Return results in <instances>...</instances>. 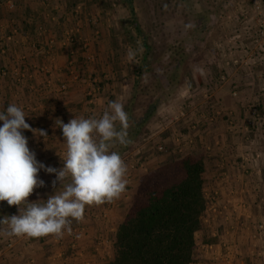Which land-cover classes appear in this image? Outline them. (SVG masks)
I'll return each instance as SVG.
<instances>
[{
  "label": "rangeland",
  "instance_id": "374dc122",
  "mask_svg": "<svg viewBox=\"0 0 264 264\" xmlns=\"http://www.w3.org/2000/svg\"><path fill=\"white\" fill-rule=\"evenodd\" d=\"M55 1L66 4L64 11L54 14L62 15L52 27L56 40L69 28L66 18L87 19L86 26L78 29L85 31L88 44L84 46L83 38L81 45L73 42L74 46L66 47L73 50L68 57L77 56L81 67H86L95 62L94 57L86 59L91 46L107 53L102 60L103 72L82 80L89 85L82 93L85 118H100L110 101L122 103L126 110L134 93V71L144 55L143 44L150 48L147 59L152 73L142 75L131 111L140 118L154 103L155 112L119 153L128 166L127 180L147 169L145 162L150 155L169 152L172 159L201 154L207 164L213 160L211 154L219 152L218 162H212L216 164L212 175L215 185L207 179L212 166L207 165L202 173L204 193L218 190L227 194L225 186L218 183L220 174H225L239 197L256 201L252 212L256 205L264 210V0H131L138 32L123 0ZM70 4L81 6L80 14L71 11ZM1 45L4 47L0 41ZM71 76L77 78L76 72ZM4 102L0 97V111H5ZM43 112L38 109V116ZM156 133L157 138L152 136ZM194 134L203 140L199 145ZM169 137H173V146L165 148L161 140ZM30 142L28 139L29 149ZM39 144L38 161L62 168L60 156L66 149L44 148L47 155H39ZM149 147L152 149L146 151ZM257 154L261 159L254 163ZM227 160L233 166L227 165ZM226 166L235 168L234 173L227 172ZM39 179L50 184L56 176L41 170ZM126 186L130 189V184ZM41 189L45 191L37 188L30 198H38ZM56 189L39 195L48 198L61 190ZM111 204L103 210H111Z\"/></svg>",
  "mask_w": 264,
  "mask_h": 264
},
{
  "label": "crops",
  "instance_id": "0c3cea01",
  "mask_svg": "<svg viewBox=\"0 0 264 264\" xmlns=\"http://www.w3.org/2000/svg\"><path fill=\"white\" fill-rule=\"evenodd\" d=\"M77 6L70 4L69 9L77 13L75 10ZM65 7V2L62 4L55 0H0V41L4 45V47L0 46V97H3L5 101L3 106L5 110L9 104L15 103L25 111L27 115L25 120L33 129L44 130L47 133V136L43 137L39 136L38 131L37 133L28 130L23 131V135H28L26 137L32 142H30V150L36 153L37 160L39 143L42 146L39 155H47L48 152L46 151H50L54 147L66 149L62 130L55 123L59 119L56 113L61 110L64 111L65 116L60 119L64 123H68L70 118L83 116L82 111H84L85 103L82 101V93L84 88L86 89L89 85L85 86L82 80L94 78V75L97 76L103 72L102 60L107 54L101 48L99 49V46H97V50L96 47L92 48L91 46L90 54L88 52L87 55L91 59L94 57L95 62L91 65L89 63L86 67H81L82 63L77 56L71 57L73 50H68L63 46L64 39L73 36V41L81 45L80 40L83 38L84 46H86L88 37H85V31L80 33L78 28L86 26L85 21L87 19L77 16L66 18L67 21L70 20L69 28L56 40V33H52V27L62 15L56 17L57 15L54 14L64 11ZM79 7L78 14L82 9L81 6ZM74 52L76 53L75 50ZM68 54H71L70 57ZM72 72H76L77 79L72 78ZM79 73L80 75H78ZM62 85L67 86L66 92L61 91ZM100 100L99 98L97 104ZM38 109L42 112L45 111L44 114L38 116ZM0 126L2 125L0 124ZM156 135L158 134H152L153 137L157 138ZM196 139V145L203 141L201 136ZM172 141L173 137H169L161 140L160 144H163L165 148H172ZM33 145L36 147L33 148ZM192 147L196 149L195 145ZM148 149L150 151L152 147L147 148L146 151ZM217 153L211 154L214 156L213 160L210 159L207 164L204 159L206 156L202 157L204 169L207 165H210L207 168L216 165L212 162H218V158L222 156V153ZM169 155V152L156 156L150 155L148 161L145 162L147 169L134 174L132 178L127 180L130 189L112 202L111 210H103L111 202L86 207L84 220L81 222L73 221L71 231H65L62 237H57V240L52 237L40 239L8 237L0 234V264H105L113 256L111 240L118 222L122 220L127 210L130 194L132 195L136 191L143 176H147L149 172L161 164L170 162ZM186 155L189 156L190 154ZM199 156L201 154L190 157L196 159ZM226 163L233 166L230 160H227ZM232 166H226L227 172L229 171L231 174L235 171ZM213 171H216L214 167L210 171L212 172L209 174L211 176L208 175L207 177L212 186L215 185L212 176ZM56 187H60L59 182H57ZM42 188L47 189V192L50 193L53 188L52 183L45 184V187ZM39 191L41 193H38V198L35 196L28 198L31 199L30 202L47 199V197L43 198L44 196L39 195L44 191L42 189ZM128 194L129 196L125 197ZM243 198L247 202L245 197ZM251 202L255 204L256 201L251 200ZM256 206L257 209L251 212L248 229H243L239 225L236 226V222L232 226L218 220L213 223L209 219L202 223L195 234L192 264H210V256L202 252V246L219 245L224 239L223 232L225 233V231L230 232L229 238L232 242L238 240L236 247L238 254L242 252L244 256L249 255L250 250L247 247L250 244L249 233L256 224L264 223V210L263 208L260 209L259 205ZM2 211L4 215L11 216L9 215L10 212L4 208ZM18 214V208H16L13 215ZM9 240H12L10 247H8ZM261 242L264 244V234Z\"/></svg>",
  "mask_w": 264,
  "mask_h": 264
},
{
  "label": "clouds",
  "instance_id": "9594fccd",
  "mask_svg": "<svg viewBox=\"0 0 264 264\" xmlns=\"http://www.w3.org/2000/svg\"><path fill=\"white\" fill-rule=\"evenodd\" d=\"M25 111L15 103L0 111V202L17 206L18 215L0 219V234L8 237H62L71 231L73 221L85 218L88 206L113 202L126 191L128 166L115 144L127 146L129 115L122 103L110 101L100 118L73 117L68 123L57 119L62 130L66 153L60 156L63 167L46 166L29 149L24 130L39 132L26 122ZM119 123V128L117 127ZM55 173L60 191L46 200L30 202L35 189L45 187L39 172ZM6 226V227H5Z\"/></svg>",
  "mask_w": 264,
  "mask_h": 264
},
{
  "label": "trees",
  "instance_id": "16d2710c",
  "mask_svg": "<svg viewBox=\"0 0 264 264\" xmlns=\"http://www.w3.org/2000/svg\"><path fill=\"white\" fill-rule=\"evenodd\" d=\"M123 1L138 32L132 2ZM149 52L150 48L143 44L144 55L133 75L134 93L125 110L129 115V139L142 131L155 112L154 103L140 118L131 111L142 75L152 73V64L147 59ZM99 85H103L101 80ZM56 114L59 119L65 116L63 110ZM116 145V150L113 147L112 151L120 153L129 144ZM203 172L202 157L189 156H174L170 162L149 172L130 196L127 210L111 240L113 256L105 264H191L195 234L201 227L205 210ZM2 208L13 215L17 206L0 202V219L5 216Z\"/></svg>",
  "mask_w": 264,
  "mask_h": 264
},
{
  "label": "built area",
  "instance_id": "2783aa9c",
  "mask_svg": "<svg viewBox=\"0 0 264 264\" xmlns=\"http://www.w3.org/2000/svg\"><path fill=\"white\" fill-rule=\"evenodd\" d=\"M75 10L78 13L80 7L77 6ZM73 40V36H68L64 39L63 46H71L74 42ZM86 59L91 60V57L88 55ZM60 88L62 92H66L67 90L65 85H62ZM188 143L191 145V140H188ZM35 147L36 146L33 145V148ZM157 150L162 151V147H158ZM61 154L65 153L63 152ZM260 159V155H255L253 159L254 163ZM244 161L246 162L247 158L244 159ZM219 177L221 181L219 180L218 183L225 186L227 194L225 193L223 195V192L218 190H213L211 194L204 193L203 191L205 210L201 216V224L209 219V221H213V223L218 220L223 223H229L231 226L236 222V226L239 225V227L243 229H248V221L251 217V210L254 205L251 201H244L243 198L238 196L237 192L235 193L230 188L231 185L229 184V178L225 174H220ZM249 234L248 240L250 241V244L247 245V247H249L250 252L247 256H244L242 252L238 254V249L236 248L238 240L232 242L229 238L230 232L228 231H225V233L223 232L224 239L219 245H203L202 252L210 256V264H255V261L256 264H264V244L261 242L264 234V223L259 222L256 224ZM48 237L57 240V237L51 235L41 237L40 239H46ZM11 245L12 240H9L8 247Z\"/></svg>",
  "mask_w": 264,
  "mask_h": 264
}]
</instances>
